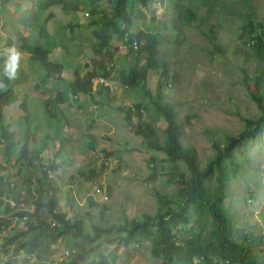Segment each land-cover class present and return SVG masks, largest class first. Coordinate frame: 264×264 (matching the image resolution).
<instances>
[{"label": "rangeland", "instance_id": "1", "mask_svg": "<svg viewBox=\"0 0 264 264\" xmlns=\"http://www.w3.org/2000/svg\"><path fill=\"white\" fill-rule=\"evenodd\" d=\"M221 1L235 8L234 14L228 15L231 9L225 8L206 18L204 9L189 3L196 15L192 26L173 23L168 0L148 9L133 4L132 26L125 37H115L110 50L99 55L90 24L112 13L113 0H77L79 10L70 13L59 7L41 13L39 0H0V95L14 97L0 109V179L7 190L0 197V219L10 222L0 229V264L15 259L14 247L4 248L5 239L26 231L27 221L36 226L37 202L40 218L57 229L43 256L52 264H70L71 259L77 264H164V257L152 253L158 242L155 228L153 239H133L129 231L145 216L155 219L176 209L184 201L181 195L190 171L183 163L167 161L157 149L166 143V122L151 98L140 87H126L121 81L132 63L125 47L141 30L156 32L157 47L170 67L161 97L176 108L183 145L194 151L200 167H206L216 156L213 144L224 148L228 136H239L247 130V120L260 115L250 90L260 93L264 104V56L256 53L252 40L263 35L243 30L246 21L237 16L247 8L240 3L248 2L253 24L262 25L264 34V0ZM200 30H209L213 42ZM36 44L50 48V58L63 65L61 76L48 74L34 58L31 47ZM12 50L18 56L15 76L9 78L5 67L12 63ZM138 58L143 64L145 56ZM110 65L113 91L102 87L95 95L73 98L69 84L76 74H100ZM160 80V74L149 71L147 84L155 98ZM3 129L12 145L1 141ZM26 135L31 160L20 154ZM223 170V212L232 221L234 240L252 249L256 264H264V125L241 141ZM215 177L205 182L208 196L215 191ZM53 193L57 209L81 223V236H73L77 230L58 229L47 211ZM207 203L190 204L189 223L172 226L182 243L197 234L208 236L214 222ZM18 213L24 214L22 219ZM37 254L21 252L17 264L28 257L37 261Z\"/></svg>", "mask_w": 264, "mask_h": 264}, {"label": "trees", "instance_id": "2", "mask_svg": "<svg viewBox=\"0 0 264 264\" xmlns=\"http://www.w3.org/2000/svg\"><path fill=\"white\" fill-rule=\"evenodd\" d=\"M164 2L165 0H113V10L111 14H103L97 22H92L90 26L93 28V36L97 40L96 53L103 55L109 51L111 44L115 37H125L127 30L132 26V20L129 18V13L132 11V5L137 4L143 9H148L150 5L155 2ZM169 6L173 8L172 20L177 22L180 26H192L196 20V15L193 7L189 3L196 2L202 9L205 10L206 18H209L215 11L220 12L222 9L230 8L228 15L234 14L235 8L228 7L221 0H168ZM243 7H247L245 14L237 15L240 19H244L246 23L243 30H248L249 34L256 33L263 36L255 35L252 40L255 42L256 53L264 56V34L260 31L263 26L253 24L254 14L252 7L246 1L241 2ZM56 7L61 8L64 12L70 13L79 10L77 0H39L38 11L47 13ZM53 16L52 12L50 17ZM201 22V21H200ZM174 23V24H175ZM175 24V25H176ZM148 28V27H147ZM176 29V27H175ZM208 31L200 30V34L204 36L210 43L213 42ZM211 32V30H210ZM141 44L140 51L145 56L144 63L141 64L140 59L134 58L129 68L123 74V81L128 87L135 89L141 88L145 94L151 98L154 106L162 115L166 122L164 128L166 143L164 146H159L157 149L164 152L166 160L173 163H183L190 171V176L186 180L181 198L184 201L178 202L176 209L170 210L164 215H157L155 219L150 216H145L143 222L136 221L129 231V235L133 239H153L154 232L158 233L157 246L153 248L152 253L157 257H164V264H178L179 262H187L192 260L200 262V264H256L254 253L252 249L247 248L245 243H237L234 240L235 233L231 219L223 212V195L227 187V175L223 170L224 161L232 154L234 149L241 143L242 140H247L255 136L260 127L264 125V104L263 96L260 93L250 90V95L258 104L260 115L258 117L247 120V130L242 132L239 136H228V143L224 148L213 144L216 149V156L206 167H200V162L196 158L192 149L185 147L182 143V129L178 120V113L172 104L163 102L162 99V85L170 78L168 60L157 47L156 32L151 33L148 30H141L135 37ZM34 51V58L39 60L48 74L61 76L63 65L55 62L50 58L51 51L49 47L42 45H34L31 47ZM215 49H219L215 45ZM140 53V54H141ZM133 55L130 53L129 57ZM1 59V57H0ZM149 71H154L160 74L161 80L157 85V95H152L148 87ZM105 75L109 76L108 72L103 70L100 74L98 71L85 72L83 75L76 74L74 80L69 84L70 92L73 95H89L92 93V81L95 76ZM244 84L246 80H244ZM108 90V88H107ZM100 92V90H99ZM14 97L10 93L0 95V109L2 105L12 104ZM136 107V106H135ZM137 108V107H136ZM138 106V113L141 109ZM142 111V109L140 110ZM1 112V110H0ZM130 112L127 113L128 120ZM153 133L152 128L149 129ZM148 131V130H147ZM149 132V131H148ZM28 137L24 136L20 144L23 143L20 151L21 158L32 159L30 149L28 146ZM1 141L5 144L12 145L11 135L3 129ZM57 158V157H56ZM57 160V159H56ZM29 163V162H28ZM216 174V187L212 196H208L205 189V182L212 175ZM55 191V189H54ZM7 193L6 186L0 179V197L3 198ZM48 195V194H47ZM198 200H207V210L212 216L214 222L213 228L210 230L206 238L200 237V234L195 235L194 238L188 239L187 244L182 243L177 239L173 233L172 226L177 222L189 223L187 214V207L190 204L196 203ZM40 202H37V209L40 208ZM37 213L34 221L26 222V231L19 232L13 238H6L4 241V248L14 247V257L9 264H16L21 252L26 255H33L38 252L39 260L43 259L45 253L49 250L50 237L53 232L57 231L56 227L52 228L45 220H42ZM47 211L53 219L60 225L58 228L61 233L77 230V234L73 236L82 235L81 223H77L69 219L66 214L61 213L57 209L56 198L54 193L49 199ZM22 213L18 216L23 218ZM4 226L9 227L10 222L0 219V229ZM154 228L156 229L154 231ZM40 230V233L34 231ZM25 239V240H24ZM44 250V251H43ZM42 251V252H41ZM41 252V253H40ZM80 257V256H79ZM27 260L25 259V262ZM70 264H77L76 259H71ZM100 264H108L102 262Z\"/></svg>", "mask_w": 264, "mask_h": 264}, {"label": "clouds", "instance_id": "3", "mask_svg": "<svg viewBox=\"0 0 264 264\" xmlns=\"http://www.w3.org/2000/svg\"><path fill=\"white\" fill-rule=\"evenodd\" d=\"M137 41V39H132L131 40V42H130V45L132 44V42L133 41ZM138 43H139V41H137ZM130 45H129V47H130ZM141 44L139 43V49H138V51H137V55H135L134 53H133V51L132 50H130V49H128V50H126V54H127V57L129 58V59H134V58H137V57H139V54H140V46ZM129 47H125V48H129ZM0 53H1V51H0ZM12 56H11V58H10V60L12 61V63H9V64H7L6 65V67H5V74L9 77V78H13L14 76H15V64H14V62H15V60L17 59V56H18V54L14 51V50H12ZM130 53H132L133 55H131L130 57H129V55H130ZM1 57V56H0ZM113 67V65H110V67H107V71H105V72H110L111 71V68ZM109 75H110V73H109ZM113 76H114V74H112L110 77L109 76H105V75H99V76H95V77H93L92 79H91V81H92V93L91 94H93V95H95L99 90H101V88L103 87V88H108L110 91H112L109 87H105V86H97L95 83H94V80H96V78H98V77H105V78H107L110 82H112V83H115V81H114V79H113ZM126 87H128L127 85H125ZM79 97H81V95H74L73 96V98L74 99H78ZM96 107V106H95ZM130 107H133V106H130Z\"/></svg>", "mask_w": 264, "mask_h": 264}, {"label": "built area", "instance_id": "4", "mask_svg": "<svg viewBox=\"0 0 264 264\" xmlns=\"http://www.w3.org/2000/svg\"><path fill=\"white\" fill-rule=\"evenodd\" d=\"M132 50L133 53L135 55H137V51L139 49V43L135 40L132 42V44L130 45L129 48H126V50ZM94 83L97 85V86H105V87H109L112 91L115 89V87L113 88L112 86V82H110L107 78L105 77H98L96 78V80H94ZM66 254L69 256L70 255V251H66ZM30 260V257H28V261L22 263V264H52L51 261L49 260H37V261H29ZM17 264V263H16Z\"/></svg>", "mask_w": 264, "mask_h": 264}]
</instances>
